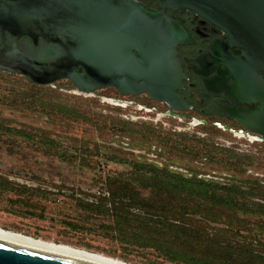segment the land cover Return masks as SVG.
I'll list each match as a JSON object with an SVG mask.
<instances>
[{
  "label": "rangeland",
  "instance_id": "1",
  "mask_svg": "<svg viewBox=\"0 0 264 264\" xmlns=\"http://www.w3.org/2000/svg\"><path fill=\"white\" fill-rule=\"evenodd\" d=\"M54 86L45 87L55 95L54 102L86 116L76 119L42 112L35 105H15L8 96L23 93L29 99L42 94L34 95L21 77L0 76L1 229L130 264H179L153 249L120 243L110 216L81 207L86 200L104 201L110 179L135 171L119 160L195 173L221 185L245 177L264 182V143L215 127H180L165 117L154 122L155 115L146 110L151 103L143 96L124 98L103 90L83 96L67 82ZM102 97L132 105L114 106ZM138 105L143 108L136 109ZM227 143L236 148L234 154L254 159L245 173L222 160ZM206 225L224 228L219 221Z\"/></svg>",
  "mask_w": 264,
  "mask_h": 264
},
{
  "label": "water",
  "instance_id": "2",
  "mask_svg": "<svg viewBox=\"0 0 264 264\" xmlns=\"http://www.w3.org/2000/svg\"><path fill=\"white\" fill-rule=\"evenodd\" d=\"M153 11L135 0H0V70L46 85L68 79L81 92L113 87L123 96L145 93L182 110L176 90L183 78L176 46L182 34L164 10L189 11L227 36L241 101L253 111L232 110L244 129L264 140V0H151ZM7 35L9 45L3 41ZM27 37L28 53L18 39ZM50 42L46 62L34 57L38 41ZM80 65L82 73L73 68ZM0 264H93L0 240Z\"/></svg>",
  "mask_w": 264,
  "mask_h": 264
},
{
  "label": "trees",
  "instance_id": "3",
  "mask_svg": "<svg viewBox=\"0 0 264 264\" xmlns=\"http://www.w3.org/2000/svg\"><path fill=\"white\" fill-rule=\"evenodd\" d=\"M22 94L8 99L15 105H35L42 112L86 116L54 102L51 94L29 99ZM222 152V160L242 174L254 164L251 157ZM118 162L135 171L110 179L104 201L81 207L90 214L110 216L120 243L153 249L179 264H264L262 180L245 177L221 185L195 173L186 176L148 163ZM218 221L224 225L221 230L206 225Z\"/></svg>",
  "mask_w": 264,
  "mask_h": 264
},
{
  "label": "flooded vegetation",
  "instance_id": "4",
  "mask_svg": "<svg viewBox=\"0 0 264 264\" xmlns=\"http://www.w3.org/2000/svg\"><path fill=\"white\" fill-rule=\"evenodd\" d=\"M135 1L147 9L161 11L151 0ZM163 13L168 20L175 24L178 29L177 31L182 34L183 39V42L176 46V58L183 76L181 87L176 90V94L183 104L182 110H172L166 103L154 101L145 93L137 96H123L113 87H106L91 93H84L76 89L68 79H60L46 85H38L29 82L23 75L16 73H8L0 70V76L21 77L31 86L30 89L32 91H37L43 95L51 94L53 101L55 100V95L46 90L45 87L55 88L54 85L60 82H67L76 93L83 96H95L94 94L99 90L111 91L114 95L124 98L143 96L151 103L150 108L146 110L155 115V119L152 120L154 122H162L161 118L165 117L170 120L171 124L174 122L180 127H215L221 130H227L237 138L246 137L251 143L254 141L264 143V140L260 136L246 131L243 125L230 115V111L234 109L253 111L257 106L256 103L251 102L248 104L240 100L242 83L232 72L234 70V62L230 55H241L243 51L238 48H230L225 33L192 12L166 9ZM3 41L5 45H9L6 33ZM26 43V36L18 39L19 47L24 53H28L32 49L31 47H27ZM51 46L50 42H41L39 40L34 50L36 60L39 62L48 61L53 53ZM73 70L76 73H82V67L80 65L74 67ZM258 75L264 76V73L259 72ZM101 99L118 107L126 103L119 98L102 97ZM125 105H132V103ZM142 108L140 105L136 107V109ZM226 145L228 147L221 150H236L234 146H229V143ZM148 164L159 167L153 163ZM166 169L171 171L169 168ZM171 172L186 176L190 175V173L183 174L173 170ZM104 194L103 198L108 197L106 190ZM86 202L88 201L86 200L83 204ZM92 202L98 203L99 201Z\"/></svg>",
  "mask_w": 264,
  "mask_h": 264
},
{
  "label": "bare ground",
  "instance_id": "5",
  "mask_svg": "<svg viewBox=\"0 0 264 264\" xmlns=\"http://www.w3.org/2000/svg\"><path fill=\"white\" fill-rule=\"evenodd\" d=\"M0 240L24 246L27 248L59 254L75 259L91 262L93 264H130L121 260L111 258L99 253H94L80 248H75L63 244L35 239L20 233L7 231L0 228Z\"/></svg>",
  "mask_w": 264,
  "mask_h": 264
}]
</instances>
